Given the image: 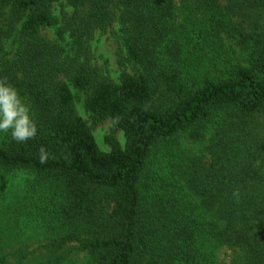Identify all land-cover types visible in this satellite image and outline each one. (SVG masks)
<instances>
[{
	"label": "trees",
	"instance_id": "16d2710c",
	"mask_svg": "<svg viewBox=\"0 0 264 264\" xmlns=\"http://www.w3.org/2000/svg\"><path fill=\"white\" fill-rule=\"evenodd\" d=\"M55 1L0 0V78L38 126L24 143L0 134V168L28 172L73 228L31 251L0 249V264L44 249L58 255L39 264H75L72 244L83 264H264V0H65L74 12L57 34L70 32L69 51L42 33L58 22ZM198 9L207 20L196 28ZM116 19L136 66L118 82L88 52ZM221 32L253 46L247 63L206 64L204 43ZM72 84L124 143L111 134L100 148ZM183 136L203 152L181 149ZM162 157L178 160V180L159 175ZM161 180L164 196L153 195Z\"/></svg>",
	"mask_w": 264,
	"mask_h": 264
},
{
	"label": "rangeland",
	"instance_id": "374dc122",
	"mask_svg": "<svg viewBox=\"0 0 264 264\" xmlns=\"http://www.w3.org/2000/svg\"><path fill=\"white\" fill-rule=\"evenodd\" d=\"M53 12L58 18L57 24L43 28L42 33L49 39L63 45L69 51L71 44H73L70 32L66 31L63 37H60L57 34V29L65 27L66 20L72 15L74 8L65 0H58L53 3ZM183 14V12L180 13L181 19ZM196 14L198 16L196 28H198L207 20V15L200 12L199 9ZM121 28L122 25L119 19H116L108 30H96L88 42V52L92 64L97 67L101 76L109 77L117 82L120 81L125 71L134 73L136 67L134 63L127 60ZM208 29H210L209 26ZM204 48L212 60L211 64L208 62L206 64L217 65L218 68L229 67L231 64L239 62L242 64L247 63L250 51L253 50V46L250 47L246 42L244 44L238 43L225 32H221L219 36L211 37L209 41L204 43ZM71 86L75 94L77 111L91 127L100 148L105 151L110 150L107 137L111 134H114L121 143H124L125 134L123 130L118 128L110 119H95L86 106L87 93L73 84ZM178 145L181 149H187L196 155H200L204 150L200 143H192L187 136L181 137ZM173 161L171 158L162 157L156 162L155 166L161 177L168 178L175 172L172 175L178 180L179 177L174 164L178 160L174 159ZM32 180L33 177L26 171L7 172L0 168V249L13 251L15 248L24 247L31 251L41 244L61 238L73 228L52 212L51 209L54 204L45 197L43 192H36L31 188V185L36 184V181L32 182ZM164 182L165 180H161L157 183L156 189L153 187V195H156V191H158L160 194L158 196H164ZM183 193L185 196L188 195L192 201L196 200L190 194L189 189L186 188ZM187 200L189 199L187 198ZM192 215L198 218L201 217V212L199 209L192 210ZM72 246L69 247V250L72 251V255H69L71 262L73 260L76 261L75 264H83L84 255H77L75 245L72 244ZM55 255H58V253L44 249L32 255V258L23 259L20 262L16 257L11 256L8 264H39L53 258Z\"/></svg>",
	"mask_w": 264,
	"mask_h": 264
},
{
	"label": "clouds",
	"instance_id": "9594fccd",
	"mask_svg": "<svg viewBox=\"0 0 264 264\" xmlns=\"http://www.w3.org/2000/svg\"><path fill=\"white\" fill-rule=\"evenodd\" d=\"M10 133L16 143H24L34 139L38 134V126L32 110L19 90L7 78H0V134ZM40 162L48 159V153L40 148Z\"/></svg>",
	"mask_w": 264,
	"mask_h": 264
}]
</instances>
